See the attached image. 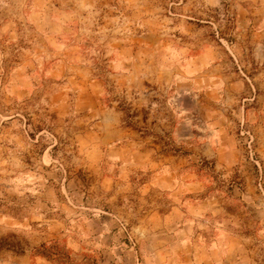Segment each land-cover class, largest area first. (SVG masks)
<instances>
[{
    "label": "rangeland",
    "instance_id": "1",
    "mask_svg": "<svg viewBox=\"0 0 264 264\" xmlns=\"http://www.w3.org/2000/svg\"><path fill=\"white\" fill-rule=\"evenodd\" d=\"M0 264H264V0H0Z\"/></svg>",
    "mask_w": 264,
    "mask_h": 264
}]
</instances>
